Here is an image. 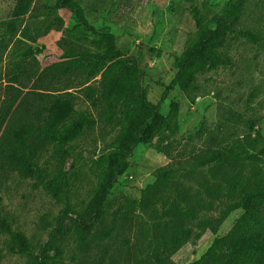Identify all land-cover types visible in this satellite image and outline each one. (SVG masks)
I'll list each match as a JSON object with an SVG mask.
<instances>
[{
  "label": "rangeland",
  "instance_id": "374dc122",
  "mask_svg": "<svg viewBox=\"0 0 264 264\" xmlns=\"http://www.w3.org/2000/svg\"><path fill=\"white\" fill-rule=\"evenodd\" d=\"M56 2L0 0V107L12 98L11 94L6 97V89L15 77L19 78L15 88L22 91V100L35 88L43 69L57 62L66 50L95 52L102 46L101 38L87 32L70 11L51 14L49 7ZM80 3L89 23L101 32L111 33L117 47L137 62L143 73L140 85L148 100L158 105L163 115L176 112L178 141L165 153L159 152L154 145L167 144L164 134L159 132L134 149L128 171L109 193L107 214L93 229L98 235L108 228L112 236L81 253L70 230L72 219L76 218L74 212L91 199L97 185L92 162L110 150L122 130L125 104L119 106L115 122L107 124L100 121L98 111L83 94L75 90L77 109L92 113L98 120L96 127L85 131L72 144L71 158L64 165L59 163L53 146L39 160L52 177L57 169L63 168L64 201L58 202L42 186H37L36 179L24 178L11 170L0 156V218L23 233L36 254L46 250L54 256L56 248L61 247L65 264H193L206 254L217 237L229 233L243 211L233 212L217 235L207 230L200 239L169 251L156 247L147 231L148 217L135 211L133 203L155 181L156 171L174 159L191 163L194 156L209 148L237 145L252 153L246 140L255 139L257 132L264 137V0H80ZM192 5H197L209 18L222 15L233 20L235 8L242 13L223 39L221 65L199 74L193 92L175 87L165 95L178 73L189 40L197 32ZM25 8L27 13L21 14ZM241 31H252L260 39L253 43ZM99 79L89 85L96 86ZM221 172L220 181L213 180L206 168L179 174L175 199L184 194L195 202H213L214 208L200 210L199 218H216L227 205L243 196L240 185L228 195V182L236 179L251 186L258 174L264 176V157L258 162H234L221 168ZM207 190L215 191L216 196L210 198ZM67 207L72 209V219L58 226L57 217ZM198 221L190 224L195 232H199ZM28 261L27 256L11 252L10 236L0 228V264Z\"/></svg>",
  "mask_w": 264,
  "mask_h": 264
},
{
  "label": "trees",
  "instance_id": "16d2710c",
  "mask_svg": "<svg viewBox=\"0 0 264 264\" xmlns=\"http://www.w3.org/2000/svg\"><path fill=\"white\" fill-rule=\"evenodd\" d=\"M49 10L51 14L60 10L70 11L78 23L87 32L100 37L103 44L95 52L66 50L57 62L43 69L35 88L22 100V91L15 88L19 78L10 81L6 97L11 94L12 98L5 100L0 107V156L8 162L11 170L24 178L36 179L37 186H42L58 202H63V168L57 169L52 177L48 169L39 164V160L41 154L53 146L59 163L64 165L71 158L72 144L85 131L96 127L98 120L92 113L77 109L78 96L75 90L83 94V98L98 111L100 121L107 124L115 122L119 106L125 104L122 130L115 137L110 150L92 162L97 185L91 199L74 212L76 218H71V207L62 210L57 217L58 226L72 219L70 230L78 250L87 253L92 244L101 243L112 236L108 228L98 235L93 233V229L96 222L107 214L109 193L128 171L134 149L149 142L155 133L161 132L167 144L162 146L157 143L154 148L165 153L177 143L180 127L175 111L163 115L159 106L148 100L140 85L143 73L137 62L117 47L111 33L101 32L89 23L80 0H57ZM27 11L25 8L21 14ZM191 13L197 32L189 40L178 73L165 95L175 87L187 93L193 92L199 74L221 65L224 57L221 52L223 39L233 23L241 17L242 11L235 8L233 20L222 15L209 18L197 5L191 6ZM241 34L253 43L260 39L252 31H241ZM33 54L31 50L30 55ZM97 77H100L97 85H89ZM60 85L64 87L59 88ZM246 143L252 153L244 152L243 147L238 145L236 148H209L203 154L194 156L191 163L174 159L156 171L155 181L142 191L141 199L133 203L135 211L148 217L147 231L156 247L175 251L192 240L200 239L204 231L210 230L217 235L228 217L241 210L243 214L229 233L217 237L206 254L193 264H264L262 174L255 177L251 186L240 184L236 179L229 181L228 195H232L240 185L243 196L238 202L227 205L216 218H199L200 210L214 208L213 202H195L184 194H180L178 199L174 197L179 174L195 173V170L206 168L213 180L220 181L221 168L224 166L240 160L258 162L264 157V137L260 132H257L255 139L249 138ZM207 194L210 198L216 196L212 190H207ZM197 220L199 232L190 226ZM0 228L10 236L11 252L27 256V264H65L61 247L56 248L54 256L46 250L36 254L27 237L14 230L7 220L0 218Z\"/></svg>",
  "mask_w": 264,
  "mask_h": 264
}]
</instances>
